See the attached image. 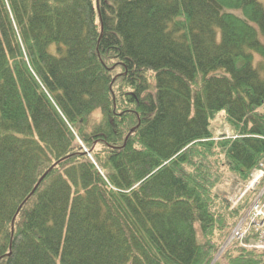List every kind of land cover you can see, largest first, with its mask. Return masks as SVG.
<instances>
[{"label": "trees", "instance_id": "trees-1", "mask_svg": "<svg viewBox=\"0 0 264 264\" xmlns=\"http://www.w3.org/2000/svg\"><path fill=\"white\" fill-rule=\"evenodd\" d=\"M260 163V0H0V264H212Z\"/></svg>", "mask_w": 264, "mask_h": 264}, {"label": "rangeland", "instance_id": "rangeland-1", "mask_svg": "<svg viewBox=\"0 0 264 264\" xmlns=\"http://www.w3.org/2000/svg\"><path fill=\"white\" fill-rule=\"evenodd\" d=\"M264 4V0H260ZM216 134H218V138L222 137L223 134H227L226 137L233 136V131L231 130L230 126L228 124H224L223 120L218 119L216 121ZM259 179L254 177L251 181H249L247 184H244L243 182L239 181L238 177L234 175H230L229 178H226L225 181L220 185V190L224 192L226 195V198L231 200L232 195L234 192H236L241 187L244 189L242 191L240 197H242L243 192L246 193L248 191L253 190L256 188L257 192L260 193L264 190V186L261 185L260 182H258ZM252 187L249 188V185L252 183ZM251 186V185H250ZM258 199V197L255 195L252 199L248 209L245 211L241 219L236 224L235 228L237 226L243 225V224H250L252 229H250L247 234H244L243 237L238 238L234 240V242H238V244L232 245L233 248L236 250H240L241 248H250V249H256V250H264V242H260L259 232H257L256 225L257 219L253 218L250 214L253 212L251 208L252 203L254 200ZM235 205L231 204V208L233 209ZM234 228V230H235ZM253 230L251 233L256 236V239L254 240L253 236H248L250 231ZM231 235V234H230ZM230 237V236H229ZM229 237L225 240L224 244L220 247L218 252L216 253L212 264H230L227 258V252L232 250L231 246L229 245V242L231 241ZM264 241V240H262Z\"/></svg>", "mask_w": 264, "mask_h": 264}, {"label": "built area", "instance_id": "built-area-1", "mask_svg": "<svg viewBox=\"0 0 264 264\" xmlns=\"http://www.w3.org/2000/svg\"><path fill=\"white\" fill-rule=\"evenodd\" d=\"M253 212L250 213V215L257 219L259 222L255 225L257 232H259L260 236V242H264V205L260 204L259 201H255V203L252 206ZM261 221V222H260ZM244 235V231L242 227L238 226L234 232H233V237L235 238H241Z\"/></svg>", "mask_w": 264, "mask_h": 264}, {"label": "water", "instance_id": "water-1", "mask_svg": "<svg viewBox=\"0 0 264 264\" xmlns=\"http://www.w3.org/2000/svg\"><path fill=\"white\" fill-rule=\"evenodd\" d=\"M42 179H43V177H42ZM42 179H41V180H42ZM41 180H40V181H41Z\"/></svg>", "mask_w": 264, "mask_h": 264}]
</instances>
